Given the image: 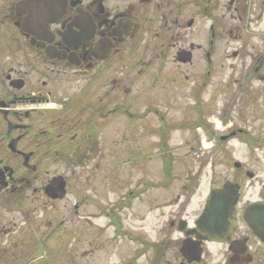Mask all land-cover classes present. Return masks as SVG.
Wrapping results in <instances>:
<instances>
[{
	"label": "flooded vegetation",
	"instance_id": "flooded-vegetation-1",
	"mask_svg": "<svg viewBox=\"0 0 264 264\" xmlns=\"http://www.w3.org/2000/svg\"><path fill=\"white\" fill-rule=\"evenodd\" d=\"M219 42L227 49L217 58ZM215 72L219 89L232 90L243 103L250 99L256 114L264 111V0H0V232L6 237L0 243L64 245L65 222L48 211L64 199L53 200L45 190L56 175L49 165L60 162L64 171L57 175L67 195L75 192L74 213L90 205L91 244L102 237L99 195L118 183L122 193L101 209L102 216L116 219L106 226L129 235L120 213L132 201L152 198V209L170 207L171 232L158 243L175 249L168 264H264V178L255 171L226 162V177L210 173L199 212L202 229L188 235L199 217L183 221L199 186L190 183L193 171L180 179L169 162L161 177L147 178L148 149L171 151L177 132L188 133L184 143L195 152L205 148V135L214 145L237 136L235 129L219 135L205 130L212 115L205 114V74ZM151 115L169 116L170 130L147 126ZM106 154L123 160L111 161L114 166L101 176L98 159ZM225 183L238 192L233 223L209 230L207 197ZM171 188L176 197L156 203L158 191ZM12 213L20 215L19 224ZM134 238L145 244L141 233ZM184 241L191 247L181 253Z\"/></svg>",
	"mask_w": 264,
	"mask_h": 264
},
{
	"label": "rangeland",
	"instance_id": "rangeland-1",
	"mask_svg": "<svg viewBox=\"0 0 264 264\" xmlns=\"http://www.w3.org/2000/svg\"><path fill=\"white\" fill-rule=\"evenodd\" d=\"M226 49L225 43L219 42L214 51L215 57L218 58L223 55ZM219 78L220 72L212 73L210 76L205 74V114H212L205 118L207 125L205 128L210 129L217 135L235 129L237 136L223 143L217 140L215 145L214 141L205 140V148L195 152L191 144L184 143V139L189 137L188 133L177 132V139L174 141L176 146L171 151L167 150L166 154L163 155L158 151L148 149L145 154L144 165L147 170H150L148 172H151L147 178L161 177L162 172L160 170L166 160L171 162V171L174 172L175 169V173L179 172L180 179L186 176L187 171H193V180L190 183H199L200 185L195 186L193 195L187 201V207H185L183 212V216L190 221L197 216L201 209L202 198L205 195V187L209 182L210 173L211 178L213 177L212 173H222V175H217V179L226 177L227 174L225 175L223 172L229 168H226L227 165L224 163L239 161L243 167L252 169L264 178V111L256 114L254 112L255 105L250 99L243 103L240 99H236L232 90H227V88L219 89ZM158 108L163 112L165 106L161 105ZM170 111L168 114L171 113ZM174 112L176 117L180 119V113L178 111ZM171 115H173V111ZM151 118H146V123L149 122L147 126L153 124L157 127L160 121H156L153 115H151ZM169 118V116H165L164 127L160 129V132L170 130ZM146 140L147 142L149 141L148 138ZM194 146L196 145L194 144ZM110 155L112 154H106L103 159H98L100 161L98 172L101 176L105 175V167H112L123 160L115 157L111 160ZM111 161H113L114 165ZM172 165H174V169ZM130 167H133V164H130ZM48 170L50 175L61 174L64 171V166L60 162L51 163ZM121 173V177H125L127 171L125 172V169L122 168L120 169V175ZM162 177H165L164 174ZM72 184L74 183L72 182ZM100 185L102 188L105 187L103 182ZM113 186L114 189L110 190L107 196L99 195L102 198L99 197L98 199L99 214L96 224L98 236L102 234L101 239L91 244L92 239L89 233L93 224L91 225L90 221L94 222V220L89 217L90 205H85L80 210V214H75L74 204L76 196L75 192L72 191L64 200L58 201L48 210L49 216L57 215L58 220L63 219L65 222L67 234L61 239L64 241V245L59 248L48 246L44 248L40 244L35 248L32 245L25 244L10 247L6 243H0V264H12L10 258L15 259L19 264H125L130 259V264H168V261H172L174 248L164 249L160 258H153L151 246L142 247L134 236L141 233L145 240L151 244L159 243L167 238L171 232L168 226V221L171 219L169 215L170 207L152 209L155 203L152 202V198L151 203L148 200L142 202V204L141 202L132 201L128 210L124 209L120 213L122 228L124 230L128 229L130 235L128 236L126 233L121 235L114 229V226H110L115 225L114 221L101 215V209L107 207L105 203H115L117 195L122 193V185L114 183ZM170 192L173 193V197H171ZM175 194L176 189L172 188L168 191H161L160 194L158 191L156 203L167 202L168 204L172 198L176 197ZM11 215L17 217L14 222L19 224L18 217L20 218V215L18 213H12ZM50 221L54 223L53 219H50ZM108 224L110 225L107 227L106 225ZM102 228H106V230L101 232ZM77 233H81V235H77ZM4 235L5 231L0 232V240L2 238V242L6 241L3 238ZM172 236L176 237V234ZM57 239L58 237L54 240ZM100 241L105 242L104 246L97 245ZM141 249H144V252L137 255L135 260L132 259L136 252L141 251ZM33 258L34 261H29Z\"/></svg>",
	"mask_w": 264,
	"mask_h": 264
},
{
	"label": "water",
	"instance_id": "water-1",
	"mask_svg": "<svg viewBox=\"0 0 264 264\" xmlns=\"http://www.w3.org/2000/svg\"><path fill=\"white\" fill-rule=\"evenodd\" d=\"M46 191L52 198H62L65 195V182L63 181V178L60 176L52 178ZM235 198L236 193L231 192L228 187L214 191L210 194L205 217L208 216V222L211 229L217 227L218 224L221 223H230V217L233 210L232 206L235 202ZM199 221H202V217ZM199 221L197 222L198 225ZM186 246L187 245H185V247Z\"/></svg>",
	"mask_w": 264,
	"mask_h": 264
}]
</instances>
